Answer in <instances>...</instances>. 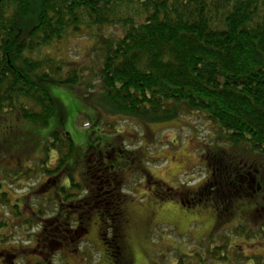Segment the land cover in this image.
Listing matches in <instances>:
<instances>
[{
    "label": "trees",
    "instance_id": "trees-1",
    "mask_svg": "<svg viewBox=\"0 0 264 264\" xmlns=\"http://www.w3.org/2000/svg\"><path fill=\"white\" fill-rule=\"evenodd\" d=\"M105 29H118L120 36L103 35ZM93 34L97 35L94 40L102 56L100 63L77 65L59 55L60 45L68 39ZM87 73L100 77L103 94L96 101H93L94 91L84 90V95H80V85ZM55 86L70 88L83 101H93V120L101 133L96 129L98 133L93 134L94 137L100 134L101 139L95 140L91 135L90 148L97 141V147L103 146L101 156L112 146L120 151L122 158L127 157L131 162L136 158V163L148 164L149 160L141 159L143 156L139 153L121 147L117 138L121 135L118 123L131 121L147 129L194 116L212 126L216 142L244 145L243 152L254 156L257 160L254 164L261 169L264 160V0H0V125L13 128L8 133L12 137L2 147L7 150L17 145L19 150V126H29L35 133L38 146L34 164L27 174L40 171L48 180L57 178L55 189L59 191L56 198L60 207L55 205L58 210L52 212V217L46 207H38L33 218L25 222L31 230L39 228L33 235L36 240L46 238L62 246L70 238L52 240L61 232L60 211L74 212L77 207L78 226L76 222L74 225L67 222L66 231L72 232V236L79 227L87 231L85 222L99 203L92 201L85 211L82 203L87 206L88 200H80L78 193L85 191L88 196V185L99 184L98 188L105 190L110 185L101 188L98 173L101 170L90 171L89 166L83 169V181L88 184L78 181L75 176L82 172H75L76 162L83 160L82 166L90 163L88 152L82 155L71 135L61 128L43 133L51 120L57 119L58 101L50 91ZM80 117L88 120L89 116L80 113ZM212 146L217 147L212 144L209 149ZM202 153L211 175L206 186L218 182L219 194L227 196L225 201L220 199L217 221L228 215L227 198L232 192H239L237 201L241 195L251 198L255 191L263 190V183L256 190L249 183L239 184L231 175L237 173L227 169L218 147V158L213 162L209 161L207 152ZM118 165L117 162L115 167ZM248 167L247 163L240 166L245 174L250 172ZM226 177L233 181L223 184ZM1 185L0 182V189ZM201 200L198 195L192 199L194 203ZM2 201L6 203L0 197ZM250 202L253 204L250 211L239 207L241 213L231 212L238 217L233 229H214L203 238L209 256L199 253L201 258L194 262L191 255L183 254L186 257L180 255L174 264L224 261L232 264L234 259L233 264L241 261L264 264L261 256L232 254L230 250L232 240L250 238L257 243L259 239L264 240V197L258 204ZM68 204L74 205L69 208ZM223 206H226L224 211ZM100 215L103 224L107 221L113 226L114 221L119 222L118 209L109 217ZM49 221H55L56 226H49ZM5 223L6 218L0 221V230L5 228ZM213 235L219 236L216 243ZM110 250L112 253L114 248ZM45 255L43 249L39 257Z\"/></svg>",
    "mask_w": 264,
    "mask_h": 264
},
{
    "label": "rangeland",
    "instance_id": "rangeland-1",
    "mask_svg": "<svg viewBox=\"0 0 264 264\" xmlns=\"http://www.w3.org/2000/svg\"><path fill=\"white\" fill-rule=\"evenodd\" d=\"M120 33L118 29H105L102 32L103 35L113 38L120 36ZM94 36L97 37L93 34L68 39L60 45L59 55L66 60L76 62L77 65L100 63L102 56L100 57L99 50H96ZM99 78L87 73L80 85L82 93L80 95H84V90L94 91L93 101H96L95 98L103 94ZM50 91L58 101L57 119L51 120L49 127L44 129L43 133L48 134L57 128L69 133L79 152L82 155L88 152V158L91 160L84 166L81 164L83 160H80L81 163L76 162L75 172H82L79 176H75L76 179L88 184L83 181V169L89 166L90 171L101 170L98 172L103 184L100 187L110 185V188L105 190V188L99 189V184L96 185L97 187L88 185L90 192L88 196L85 191L78 193L80 200H88L87 206L82 203V209L85 211L92 201L99 202V205H95L93 214L89 216L90 219L85 222L88 233L86 230H80L81 227L77 229L78 232L73 231L75 233L73 236L72 232L66 231L67 222H71L70 225L76 222L75 225L78 226L79 217L76 207L74 212L64 209L60 211L61 232L54 235L57 239L52 240L63 241V237L65 241L70 238L62 246L55 244L54 241H47L46 238L36 240L33 235L39 231V228L34 227V230H31L25 220L32 219L38 207H46L51 212L50 217L53 216L52 212L58 210L57 207L60 205L56 197L59 191L55 189L58 186L57 178L48 180V177L43 176L40 171L27 174L34 164L33 159L38 146L36 143L38 139H34L35 133L31 132L29 126L18 127L19 150L16 149L17 145H12L6 150L2 146L12 137L8 133L13 131V128L0 125V182L2 184L0 197L6 200V203L0 202V221L5 218L7 220L5 228L0 230V240H4V242L0 241V264H12L14 255H21L17 264H41L43 258L41 259L39 254L43 249H45V257L50 258L53 264H113L119 261L130 264H174L183 254L191 255V260L198 262L201 258L198 254L207 252L208 245L202 243L203 238L212 234L214 229L217 231L233 229L238 217L231 212H239L241 210L239 207L243 209L246 207L245 209L250 211V206L253 205L250 201H256L258 204L264 197V186L262 191H255L251 198L241 195L237 201L236 193L239 194V192H232L227 198L228 206H223V211L226 210L225 207L227 208L228 215L225 214L222 220L217 221L216 210H221L220 199L225 201L227 196L224 193L223 196L219 194L218 182H213L212 186L208 183L206 186L211 175L208 174L209 167L202 152H207L209 161L213 162L215 158H218V147L227 169H234V173H237L231 174L232 177H236L235 179L241 185L249 183V187L253 190H256L260 183L264 184V160L261 161L263 168L260 169L254 164L257 162L256 158L243 152L244 145L228 143L223 145V141L216 142L212 126L194 116L180 118L165 126H150L147 129L131 121L118 123L121 135H117V138L121 147H125L129 152L139 153L143 156L141 159L149 160L148 164L144 161L140 165L136 163L138 160L136 158L133 162L127 157L122 158L120 151L112 146L106 149L107 154L101 156L103 146L99 144L97 147V141H93L94 148H90L91 135L94 137V131L98 133L96 129H99L100 133V126L93 120L95 110L93 101H83L66 87H50ZM80 113L88 114V120L83 117L78 119ZM100 134L94 137L95 140L101 139ZM102 140L105 141V139ZM212 144L217 147L212 146L209 149ZM112 160L116 162L107 163ZM126 161L128 162L125 163ZM52 162L54 163L55 160ZM117 162L119 165L115 167ZM245 163L249 166L248 174L240 168ZM35 169L39 170V167L36 166ZM20 173L23 175H19ZM227 181L229 183L233 179L223 178V184ZM232 185L234 188V184ZM91 188L98 193H93ZM102 193L105 194L102 196ZM195 195L201 196L203 201L194 203L192 199ZM90 197L92 198L89 200ZM72 205L74 204L67 206L71 208ZM117 209L120 212L117 224L115 221L113 226H109L107 221H104L105 225L101 223L100 214L109 217L110 213H114ZM258 210L256 209L255 212L259 216ZM17 213L19 215L15 216ZM48 225L56 226V222L49 221ZM102 226L118 229V232L114 234L117 238L112 237L110 241L118 240L115 246L123 248L124 257L120 259L118 255L119 261L114 258L117 254L106 252L109 244L103 245L105 241H102V238L109 239V236H104L106 230ZM83 227L86 229L85 226ZM111 230L114 232V229ZM49 237L51 239L53 236ZM214 237L213 235L212 238ZM218 237H215L213 242L216 243ZM116 247L113 252H118ZM230 250L232 254L244 252L247 256H261L260 260L264 261L263 239H259L258 243L250 238L232 240ZM185 255L183 257H186ZM224 262H215V264H229ZM207 264L212 263L207 262ZM237 264L246 263L241 261Z\"/></svg>",
    "mask_w": 264,
    "mask_h": 264
},
{
    "label": "flooded vegetation",
    "instance_id": "flooded-vegetation-1",
    "mask_svg": "<svg viewBox=\"0 0 264 264\" xmlns=\"http://www.w3.org/2000/svg\"><path fill=\"white\" fill-rule=\"evenodd\" d=\"M99 203V202H98ZM111 229H114V228H111ZM110 229V227H107V230H106V233H105V235L104 236H109V239L107 238H102V241L104 240L105 242H103V245H111V246H107L106 247V249H107V251L106 252H109V249L110 248H114L115 249V245L118 243V240H115L117 237L114 235L115 233L114 232H112V230ZM87 233H88V231H87ZM102 234V233H101ZM100 234V235H101ZM102 236H103V234H102ZM112 237H116L112 242L110 241L111 240V238ZM120 239H122V237H120ZM116 249H117V251L118 252H112V254H117L116 256H114L115 258H117L118 257V255H119V258L120 259H122V257H124L123 256V253H122V250H123V248L120 246V247H116ZM111 252V251H110ZM19 256V257H18ZM18 256H16V255H14L13 256V258H12V260H13V263L12 264H17V262H18V260L20 259V256L21 255H18ZM43 258V262L41 263V264H53L52 263V261H51V259L50 258H45V257H41V259ZM117 260V259H116ZM125 260V259H124ZM117 261H119V260H117ZM113 264H130V263H128V262H125V261H119V262H114Z\"/></svg>",
    "mask_w": 264,
    "mask_h": 264
}]
</instances>
